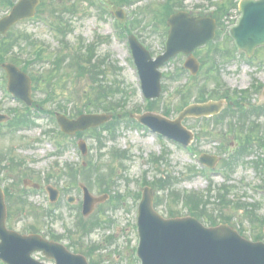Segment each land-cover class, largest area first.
<instances>
[{"label": "rangeland", "instance_id": "374dc122", "mask_svg": "<svg viewBox=\"0 0 264 264\" xmlns=\"http://www.w3.org/2000/svg\"><path fill=\"white\" fill-rule=\"evenodd\" d=\"M1 2L2 0L0 4ZM49 2L42 1L34 19L19 23L7 34L5 42L9 40L14 42L16 45L14 52L20 53L23 58H30L38 44L48 50L42 54L46 58L51 55V52L59 51L62 44L66 45L65 47L69 44L64 51L67 57L79 47V42L85 46L94 45L95 54L100 57L105 56L104 67L108 71L107 80L117 77L115 80L124 83V87L131 94L125 111H129L130 108L140 111V114L149 111L145 109V99L132 64L127 37L124 35L125 31H121L123 35H120L115 27L117 19L113 17V0H53ZM212 2H222V5H225L226 10L229 11V16L223 19V24H220L223 27H220L222 31L216 40V45L220 47L219 50H232L233 44L231 39L227 38V33L230 25L240 18L237 8L231 7L228 0H213ZM180 3H182L183 11L194 16L215 15L213 14L214 7L206 0H180ZM72 4L74 6L70 7ZM166 6L167 3L164 0H134L133 6L123 8L126 17L122 24L131 18L128 10H135V19L141 23L139 27L133 29L132 34L138 37L152 57L164 51L167 33L164 25ZM64 8H70L72 12ZM4 14L5 11L0 9V18ZM60 16L63 18L62 22L68 23L72 29L68 34V29L61 25L67 33L65 39L60 35L63 31L60 34L53 31L52 23L57 22ZM155 28L157 30L153 31ZM208 49L207 47L201 48L200 54L195 55L196 58L212 56L213 46L210 50ZM256 51L252 55L254 57L251 56V63H246L238 55L239 51L237 53L233 51V55L228 57L227 61L219 63L218 76L228 88L247 89L253 78L264 84V69L258 67L259 61L264 58V48L255 56ZM223 53L220 55L222 56ZM183 60L184 56L177 55L161 69L163 74H166V78L163 77L161 83L167 89L153 106L154 113L162 114L166 110L171 112L168 116L170 119L177 116L181 103L179 94H175L174 91L189 81L183 76L180 82L175 83L167 77L174 69L181 66ZM51 66L49 59H43L42 62L32 67V72L34 70L44 72ZM61 72L58 75L63 77L57 80L52 89L54 99L51 101L54 104L46 109L55 110V104L62 102L66 110L65 113H61L67 118H76L74 115L85 111L89 94L93 89L85 77H77L70 72H68L69 75L66 74L67 72ZM204 72L205 68L199 75L197 74L198 82L204 80ZM2 78L6 79L5 73L0 68V114L8 116V120L11 119L14 123L18 121V115L24 110L18 100H14L4 91ZM200 85H204V82ZM41 97L40 92L32 94L34 100ZM255 100L259 105L264 104V98L261 95H256ZM13 111L19 112L18 115H15ZM41 112L43 113L40 116L33 114L35 126L31 128L18 127L11 130L10 126L0 124V156L2 160L6 159V162L0 165V187L8 188L15 197L18 194L20 196L24 188V180L40 186V189L32 191L29 190L32 188H25L28 205L14 199L10 203L6 202L8 212L6 227L9 230L24 234L29 229L35 228L40 231L41 235H47L49 231H53L64 236L69 230L73 232L71 238L64 237L61 243L69 245L68 250L76 254L83 255L84 252L90 251L91 253L92 250L87 259L94 264H140L135 257V248L138 244L135 221L140 201L137 194L141 192L144 181L151 182L156 175L163 173L172 176L176 183L174 186L176 190L208 194L209 206L215 212L217 210L214 197L217 193L216 189L226 186L229 187V200L257 204V213L264 217V173L255 170L252 166L258 157L263 156V151L259 150L256 144H253L251 148L253 155L247 159H241L231 169L228 178L220 174L222 173L219 170L222 159L232 154L231 150L238 146L235 137L240 134V129L235 120L224 117H221L218 122L203 120L198 123L186 120L183 124L194 133H199L196 142L191 145L198 152L197 156L196 152L193 153L192 150L188 152L168 140L163 138L158 140L156 135L146 129L122 122L117 126L114 139L111 138L113 135L104 128H98L97 132L84 131L82 139L87 144L88 152L82 157L76 146L75 135L68 136V138L60 136L57 133L59 129L55 121L46 116L45 111L41 110ZM263 120L264 116L261 121ZM230 123L234 125L235 131L233 132H229ZM95 133L100 134L103 146L96 144ZM262 136H264V130L261 133ZM57 142L61 144L59 145L60 153L56 146ZM221 146L223 150L220 149ZM123 152H126V159L116 154ZM202 153L220 157L212 174L207 171L201 172L203 166L199 164L198 156ZM113 154L116 157H113ZM159 155H163L165 160L160 165L152 163L151 157ZM7 158L12 159L10 164ZM69 169L73 173L72 177L67 176ZM99 176L106 179L102 188L97 186ZM89 179L92 183L90 185ZM79 184L87 187L94 197L109 194L107 201L97 204L86 218L82 217L86 224L94 217L101 224L86 236H80L75 227L82 210V190ZM46 187L58 191L56 202H49ZM155 194L154 192V197ZM68 197L74 199L73 204H68ZM22 206H28V208L23 211ZM172 207L175 215L186 216L187 211L184 207L180 205ZM47 211H52L53 215L46 218L41 217ZM157 211L164 217L167 216V206L164 203L157 208ZM241 212L236 208L223 210L225 216L232 218L229 224L235 229L243 228V236L247 239H251L250 234L253 232L264 230V222L245 221L240 216ZM262 241L264 242V237ZM34 257L48 263L40 255Z\"/></svg>", "mask_w": 264, "mask_h": 264}, {"label": "water", "instance_id": "95a60500", "mask_svg": "<svg viewBox=\"0 0 264 264\" xmlns=\"http://www.w3.org/2000/svg\"><path fill=\"white\" fill-rule=\"evenodd\" d=\"M38 0H20L8 17L0 21V32L5 34L8 28L21 19L34 15ZM242 13L239 25L230 31L239 48L247 54L264 45V0H244L240 3ZM170 27L166 52L155 62L130 38L131 46L143 81L147 98L159 96L158 66L179 52L189 54L195 48L214 37V25L209 19H191L185 13L172 15L168 21ZM193 59H188L186 67L193 68ZM9 89L16 96L30 104L29 80L11 65L4 66ZM221 103H207L188 107L175 121L160 116L144 114L135 116L139 122L153 131L171 139L186 142L191 137L181 126L185 117H200L217 114ZM62 129L66 133L98 126L111 119L107 115L82 116L77 121H69L58 116ZM5 117L0 116V122ZM56 192L52 198L55 199ZM102 198L91 197L84 189L83 214L87 215ZM5 206L0 190V258L8 264H39L30 258L34 251H42L57 264H86L79 256L68 254L61 246L48 243L39 236H18L4 227ZM138 232L140 244L138 256L142 264H264V244L250 243L242 239L226 225L216 228H204L193 218L163 219L152 209V194L149 189L143 192L139 206Z\"/></svg>", "mask_w": 264, "mask_h": 264}, {"label": "trees", "instance_id": "16d2710c", "mask_svg": "<svg viewBox=\"0 0 264 264\" xmlns=\"http://www.w3.org/2000/svg\"><path fill=\"white\" fill-rule=\"evenodd\" d=\"M169 1L173 3V6L169 7V9L178 8L175 5L176 0ZM233 1L234 0H231L232 6H234ZM75 54L76 57L73 59V61H71L70 66L75 64L76 72H78L81 76L86 75L92 84H95L94 89L97 90L94 94V97L89 99V105L86 106L87 112H112L115 116L119 109L126 107L130 98V94L127 92L123 84L113 80L107 81L105 79L106 71L103 67L105 60L101 58L98 60L95 59L94 49L92 46H86L85 48H82L81 46ZM55 64L59 65V62H56ZM100 76L104 82H101L97 79ZM47 78L49 81L52 80L50 77ZM34 83L36 88V86L39 84V80L34 79ZM91 95L89 97H91ZM18 121L19 123L26 124L32 120L28 114H19ZM114 122H117L115 118ZM170 180L171 178L166 176L160 177L155 182L158 184V188L161 191H167L165 195L166 199H170L176 204H181L187 210L188 214L195 216L208 225H215L219 220H226L222 213L217 215V213L214 214V211L211 212L207 209L209 202L207 198L204 197V195L196 193L175 192L172 190V184L170 183ZM226 196L227 194L225 189L218 191L217 200L219 205L223 207L229 205L230 202L227 201ZM242 207L244 210H248V207L245 205ZM169 216H173V211L171 209L169 210ZM92 225L95 226L97 224L92 223L91 226Z\"/></svg>", "mask_w": 264, "mask_h": 264}]
</instances>
